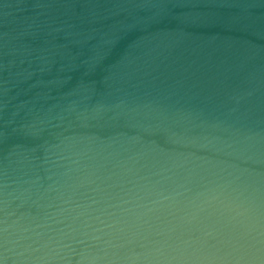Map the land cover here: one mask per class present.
Listing matches in <instances>:
<instances>
[{
    "label": "water",
    "instance_id": "1",
    "mask_svg": "<svg viewBox=\"0 0 264 264\" xmlns=\"http://www.w3.org/2000/svg\"><path fill=\"white\" fill-rule=\"evenodd\" d=\"M0 264H264V0H0Z\"/></svg>",
    "mask_w": 264,
    "mask_h": 264
}]
</instances>
